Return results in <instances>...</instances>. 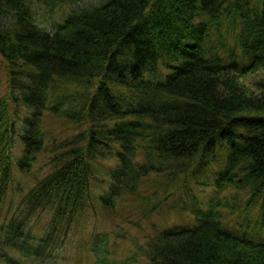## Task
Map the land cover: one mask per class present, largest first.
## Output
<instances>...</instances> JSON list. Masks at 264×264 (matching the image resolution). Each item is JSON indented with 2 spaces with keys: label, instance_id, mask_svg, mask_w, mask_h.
I'll return each instance as SVG.
<instances>
[{
  "label": "trees",
  "instance_id": "1",
  "mask_svg": "<svg viewBox=\"0 0 264 264\" xmlns=\"http://www.w3.org/2000/svg\"><path fill=\"white\" fill-rule=\"evenodd\" d=\"M76 1L0 0V263L56 264L95 201L140 198L145 218L193 180L231 203L190 198L147 264H264V2L102 0L37 24L32 3ZM102 249L93 264L119 262Z\"/></svg>",
  "mask_w": 264,
  "mask_h": 264
},
{
  "label": "rangeland",
  "instance_id": "2",
  "mask_svg": "<svg viewBox=\"0 0 264 264\" xmlns=\"http://www.w3.org/2000/svg\"><path fill=\"white\" fill-rule=\"evenodd\" d=\"M100 2L102 0H79L75 2V5H67L64 9L55 8L54 11H51L50 7L38 3H32L31 6L37 24L50 32L55 29V23L59 22V16L62 20L60 10H64L68 14L72 12L71 9L74 11L80 10L91 5H98ZM260 2L263 3L264 0H260ZM64 12L62 11V13ZM259 73H248L242 77V81L248 89L253 90L255 78L259 76ZM5 83V73L0 60V96L5 92ZM126 102L132 103L134 100L128 98ZM58 133H61V130ZM223 154L219 153L221 156H217L216 159L221 160L224 157ZM17 156H19V150L15 152V157ZM213 170L212 165H210L208 173L198 177L196 182L211 185L212 180H214L213 173L215 170ZM192 181H189L191 184L188 187L192 193L188 194V197H183V195L174 196L164 204L163 208L145 216V218L140 215V206H142L140 198L126 196L117 200L112 208L106 209L101 206L100 202L95 201L94 207L85 212L64 246L59 247L57 250V256L55 254L56 264H93L94 260L103 252L102 246L108 249L109 256L112 259L122 264H147L145 254L147 250L146 243L149 238L156 237L160 231H164L166 228L191 226L189 213L183 208L184 205L190 204L188 202L190 198L194 199L192 202L199 203L195 204L198 210H207L212 201H219L221 205L227 201L231 203L230 193H224L213 200L212 187L193 185ZM97 187L98 189L94 190V195H103L106 190L105 186L98 185ZM139 194L144 195V193ZM218 210L222 215L231 212V210L222 207H219ZM231 214L234 215L231 216ZM231 214L226 216V220L225 217L223 220L228 225L238 229L234 225V221L238 220L241 214L246 213L239 207L234 209ZM256 214L257 211L253 210L250 218L254 219ZM250 226L252 227V225ZM236 231L241 232L240 229ZM119 262H115V264H120Z\"/></svg>",
  "mask_w": 264,
  "mask_h": 264
},
{
  "label": "bare ground",
  "instance_id": "3",
  "mask_svg": "<svg viewBox=\"0 0 264 264\" xmlns=\"http://www.w3.org/2000/svg\"><path fill=\"white\" fill-rule=\"evenodd\" d=\"M10 77H11V75H10ZM11 84V83H10ZM65 101V100H64Z\"/></svg>",
  "mask_w": 264,
  "mask_h": 264
}]
</instances>
